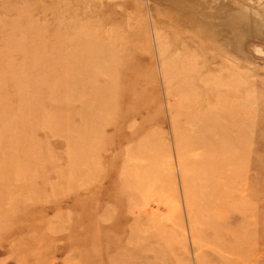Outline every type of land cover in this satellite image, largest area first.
<instances>
[{"label":"rangeland","instance_id":"obj_1","mask_svg":"<svg viewBox=\"0 0 264 264\" xmlns=\"http://www.w3.org/2000/svg\"><path fill=\"white\" fill-rule=\"evenodd\" d=\"M0 264H264V0H0Z\"/></svg>","mask_w":264,"mask_h":264}]
</instances>
